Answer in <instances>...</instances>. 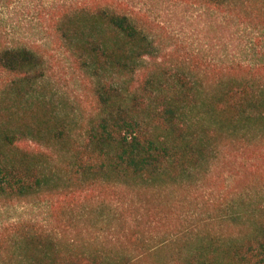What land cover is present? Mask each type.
Here are the masks:
<instances>
[{
  "label": "trees",
  "instance_id": "1",
  "mask_svg": "<svg viewBox=\"0 0 264 264\" xmlns=\"http://www.w3.org/2000/svg\"><path fill=\"white\" fill-rule=\"evenodd\" d=\"M174 1L264 28V0ZM168 47L131 0H0V200L47 201L64 231L16 226L0 264H264V50Z\"/></svg>",
  "mask_w": 264,
  "mask_h": 264
},
{
  "label": "rangeland",
  "instance_id": "2",
  "mask_svg": "<svg viewBox=\"0 0 264 264\" xmlns=\"http://www.w3.org/2000/svg\"><path fill=\"white\" fill-rule=\"evenodd\" d=\"M72 1V0H70ZM75 1V0H73ZM136 8L147 15L156 26L157 32L169 47L177 44L183 50L198 53L213 61L247 60L253 62L261 57L255 46L264 38V28L253 27L230 19L200 5L187 4L174 0H131ZM20 39L39 44L43 49L53 50V66L57 71L61 90L70 98H79L88 104L89 96L83 91L77 75L73 74L69 58L55 51L51 42L43 38L38 31L23 28ZM174 47V46H173ZM60 66H62L60 68ZM53 206L47 201L0 200V238L13 232L16 226L34 223L63 234V227L56 219ZM1 259V255H0Z\"/></svg>",
  "mask_w": 264,
  "mask_h": 264
}]
</instances>
